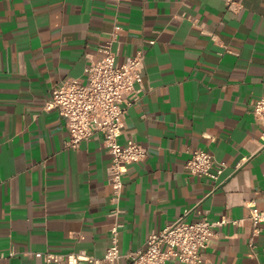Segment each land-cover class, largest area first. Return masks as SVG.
<instances>
[{
  "label": "crops",
  "instance_id": "obj_1",
  "mask_svg": "<svg viewBox=\"0 0 264 264\" xmlns=\"http://www.w3.org/2000/svg\"><path fill=\"white\" fill-rule=\"evenodd\" d=\"M116 26L119 62L145 58V89L119 141L148 149L125 175L121 251L187 209L195 218L199 205L229 221L204 249L211 264H264V231L251 217L253 206L264 210L253 113L264 96V0H0V264H68L49 262L51 252L101 258L112 243L104 134L70 147L66 120L45 104L62 81L87 79ZM197 148L226 163L219 179L186 168Z\"/></svg>",
  "mask_w": 264,
  "mask_h": 264
},
{
  "label": "built area",
  "instance_id": "obj_2",
  "mask_svg": "<svg viewBox=\"0 0 264 264\" xmlns=\"http://www.w3.org/2000/svg\"><path fill=\"white\" fill-rule=\"evenodd\" d=\"M122 30L121 26H116L109 40L100 45L101 57L92 60L86 68V80L68 78L62 81L54 87L51 98L45 104L46 111L56 109L66 120L70 147L77 148L84 140L98 133L104 134L106 145L113 154L109 181L114 189L112 215L117 217V221L111 230L112 243L101 258L85 252H51L47 254V259L49 262L66 261L68 264H79L81 261L119 264L122 260H126V264H167L172 259L184 264H211L205 258L204 249L215 236L216 228L229 221H211L199 205L196 206L195 218L188 219L192 209H187L179 219L152 233L140 249L127 253L121 251L122 223L119 216L123 211L125 175L130 165L144 161L148 154V149L138 141L130 140L127 144L119 141L128 109L139 102L145 89L144 53L139 52L123 63L118 60L119 52L114 46ZM253 113L263 128L261 145L264 147V96L253 102ZM188 152L190 157L186 168L193 175L217 180L227 166L206 149H189ZM251 217L256 225V233L264 231L259 227L260 223H264V210L253 206ZM251 245L254 243L251 242Z\"/></svg>",
  "mask_w": 264,
  "mask_h": 264
}]
</instances>
